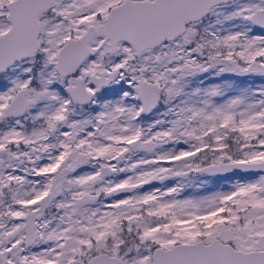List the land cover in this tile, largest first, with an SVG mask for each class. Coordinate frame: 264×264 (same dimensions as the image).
Instances as JSON below:
<instances>
[{
  "label": "snow or ice",
  "instance_id": "obj_1",
  "mask_svg": "<svg viewBox=\"0 0 264 264\" xmlns=\"http://www.w3.org/2000/svg\"><path fill=\"white\" fill-rule=\"evenodd\" d=\"M0 264H264V0H0Z\"/></svg>",
  "mask_w": 264,
  "mask_h": 264
}]
</instances>
